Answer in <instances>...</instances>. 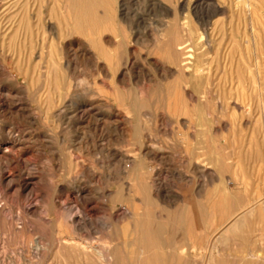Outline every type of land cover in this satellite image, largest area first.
I'll return each mask as SVG.
<instances>
[{
  "label": "rangeland",
  "instance_id": "374dc122",
  "mask_svg": "<svg viewBox=\"0 0 264 264\" xmlns=\"http://www.w3.org/2000/svg\"><path fill=\"white\" fill-rule=\"evenodd\" d=\"M25 1L26 0H0V65L6 63V67L0 66L2 68V70L0 69L1 86L10 89H18L19 87V90L28 95L29 103L34 102L31 94L38 93L41 90L40 94L42 93L41 95H43V102H41V111H39V109L37 110L39 113L45 111V95L48 90L50 92L61 89L64 91L68 84L76 82L81 83L83 81L81 83L83 86L90 87V89L102 95V98L104 97V99H107L105 101L108 105L105 107L102 105L103 103H100L102 106L99 110H95L96 113L109 115L110 118L106 120L109 122H114L118 119L115 117L118 111L128 117L130 124L124 135L114 131L113 127L110 126H106L102 128V130L99 129L97 132V135H99L97 144L103 147V151L94 153L90 145L89 150L79 147V138L76 132L65 131V133L61 130L62 127L66 126V122L69 123L71 121H68V117L58 118V116L55 115L57 113H54L56 108L54 106L49 114L46 113L44 115V113H39V115L42 123L56 131V137L50 144H36L33 155L28 154L26 156L29 160V169L36 171L40 176L61 180L64 178L62 174H65L68 170L70 171L68 178L72 183H76V178L79 180L80 177H82V173H80V169L76 170L73 162L74 159L82 161L86 166H89L92 163L94 164V159L99 158V155H101L100 158L103 159L105 163V167L102 170L104 174V185L108 191H113L110 196H107V204L112 206L120 204L124 207L128 205L125 201H134L133 204L138 207V213L140 214L138 221L122 214V217H120V215L118 216L117 221H107L108 223L106 225L107 227L105 226L104 229V236H109L108 238L114 237V239H116L111 244L114 242L119 243H117L119 248L117 247L115 252L117 256L116 264H125V262L126 264H239L243 256L253 258L256 255L263 257L264 118L262 119V116H264V77L260 81L261 84L263 83L260 92L259 90H255L258 94H256L254 90H249L250 96L248 91L247 102L250 107H248L250 113L245 114L239 102H237L238 107L233 110L234 102H236L234 99L231 100V102L229 100L228 104L225 103L223 107L219 108V99H217L216 96L205 101L202 98L204 94L199 93V91L197 92L191 87L188 88L189 90L191 89V91H189L190 93H185V77L187 76H181L177 72L176 60L175 62L174 60L170 61L165 55V49L167 44L182 43L183 45H189L190 48L195 50L196 57L203 55L201 58L203 59V63L211 65L213 73H218L219 71L216 65L218 62L222 63L224 60H230L231 58L239 59L241 53L243 55L245 54V57H250L251 60L257 58L260 61V65H262L261 70L264 71V0H126L124 1V10H122V14L119 15L118 11L111 10L114 14L116 12V15H113L114 21L111 22V24L115 26L110 24L111 28H109L111 30L107 28L108 30L105 29L106 31L102 32L103 40H109L111 43L110 45L107 44V47L104 43L101 47L103 40L102 43L97 41V45L100 48L92 45L93 37L90 39L91 36L72 35L68 37L70 35L65 34L69 28L73 27L70 19L72 10L69 8L67 0H36V3L35 0ZM27 2L30 4V10L29 8L27 9V7H29L28 5L26 6ZM39 5H41V7ZM25 6L26 8H24ZM23 10L26 12L29 11V14L28 12L24 13ZM104 11L105 10L101 7L97 10L100 15L103 14ZM35 14H37V16ZM51 16L53 18L49 20ZM26 20H29V24H27ZM47 22L53 23L57 28L55 37H50L48 35L47 29H45L47 28ZM118 24L122 27L121 31L124 29V31L127 32L126 30L130 29L127 34H129L130 31L131 33L127 36L124 31H120L118 34L117 29H115L116 25L117 28L119 27ZM43 28L46 31L45 33H43ZM59 28L61 31L64 30L63 34H61ZM107 32H110V35ZM121 33H123V36H121ZM78 36L79 38H77ZM96 36H94V40L97 38ZM117 39L122 41L118 43L119 40ZM77 41L79 43L81 41V43H83V49L90 55L93 53L94 55H92L95 59L99 61L101 65L103 64L105 66V73L99 76L100 72L96 71V68L77 52L79 49ZM88 48L90 49L89 51ZM94 49L97 50V52ZM39 50L44 51V57L46 59L55 58L54 60L59 62L58 60L63 58L71 63L66 70L61 71L59 68L54 69L53 72L55 74L56 70L57 76L56 74L55 76L58 77V81L55 80L57 78L53 73L52 76H50L51 74L49 75L51 78L49 76H41L40 78L37 70L33 71L38 61V58L34 57V53ZM100 51L104 52V54H101ZM130 51L132 53H130ZM98 52L100 56L99 54H97L98 56L96 55ZM4 54L7 56H4ZM62 55L64 56L62 57ZM65 56L66 59L64 58ZM117 56L119 60H117ZM193 57L189 60H194L195 58ZM68 58L70 59L68 60ZM17 59H19V61H17ZM35 60L36 63H34V66L33 62H35ZM21 61L23 62L22 64ZM129 61L134 63L131 68H129ZM117 62H119V64ZM117 64L119 65L118 69L114 68L117 67ZM23 66L25 68H23ZM27 68H29V70H27ZM16 69L19 70V72H17ZM110 70L113 71L111 72ZM11 71L13 72L11 73ZM28 72L31 77L27 76ZM25 73L26 76L24 75ZM31 73H35V75L32 76ZM71 74H74L75 77L74 75L72 77ZM66 75H68V77ZM217 75L221 76L222 74ZM113 76L114 78L112 79ZM31 79L33 80L32 83L30 82L32 81ZM44 79L46 81H44ZM102 81H105L106 88L102 86ZM45 82L48 85L50 83V85L48 86ZM53 82L58 85L54 84V86H52ZM41 84L44 85L40 88ZM99 85H101V88ZM56 86L57 88H55ZM42 88H44V90ZM259 93L262 94L260 95ZM219 94H222V92ZM190 95L192 96V100L188 99ZM229 96L230 95L227 94V97ZM261 111L262 113H259ZM258 114L262 115L260 116ZM193 117L194 119H192ZM186 119L187 121L192 120L191 122L198 125L189 129V131H199L198 135L193 139L186 138L181 133L183 129L180 123ZM89 121L93 122L92 120ZM0 125H10L19 130L34 129L32 125H28L23 119L8 114H0ZM133 126L135 131L136 129L138 130L139 136L141 132H144L141 136L146 134V138H142V141L150 142L152 147L159 148L158 150L161 149L163 156L162 159L154 160L151 158H145L143 161L138 159L135 162L136 164L133 163L129 169L125 170L123 163L119 162L117 157L115 158L113 155L115 152H122L132 146L133 139L131 138L135 135ZM143 127L145 128L143 129ZM197 129L199 130L197 131ZM62 137H64V141H62ZM193 146L198 148L199 160L201 159L200 161L203 163L209 164L207 169L203 167L193 169L191 163L195 156L192 154L194 153L192 152ZM104 149H106V151ZM226 162L232 164L229 167H227L228 164H224L223 166L222 163ZM214 164H220L224 168L222 171L218 170L217 166ZM136 171L142 176L140 180L145 186H147L145 183L146 179L147 181L151 180L155 184L158 180L161 181L163 198L157 199L153 196L154 187L151 189V191L153 190L151 192L152 197L141 194L137 190L139 186L138 181L133 176ZM130 172H134L132 174L133 177H129L131 176ZM210 175L212 177H210ZM190 176L193 177V179ZM211 178H213V180ZM128 180L129 182H127ZM91 181L93 180L91 179ZM136 183L137 186L135 185ZM90 185H92V182H90ZM125 185L127 188H124ZM37 186L47 190V184L44 182H39ZM133 189L135 192L132 194L131 191H133ZM116 190L117 192L118 190L120 191L118 192L119 195ZM113 194L117 195L118 199H115L116 196H113ZM7 195L9 196L10 194H7L4 188L0 186V215L2 216L0 218V264H96L94 263V257H91L89 261L86 262L78 259V255L76 254H72L67 263L61 258L62 256H58L59 261L56 258L55 247L52 249V246H49V241L51 240L50 229H52V226L45 225L41 220H28L27 225L29 227L27 230H23L26 231L23 234L22 231L18 233V231L11 229L7 223L10 217V210L8 208L10 202L6 201ZM126 196L127 199H125ZM164 198L166 200H164ZM145 199L146 201L144 202ZM181 200L182 202L180 203ZM114 201H116V203ZM6 203H8V205ZM251 204L254 207H250ZM176 206L177 209H174ZM238 207H248V211L242 216L243 219L241 218V223H243L241 228L243 229H240L239 232L232 228L233 225L236 224L234 221L229 222L225 227V223H228V219L231 218V212L237 210ZM184 210L185 213H183ZM172 211L174 213H172ZM171 213L172 215L170 217ZM193 214L198 217L195 215L193 216ZM246 214L248 216H246ZM174 216L177 217V219H175ZM186 217L188 219H186ZM127 218L128 220H126ZM181 220L187 223L183 224L182 221L179 225ZM20 221L21 220L18 221L19 227L23 224V221ZM129 225H131V227ZM190 226H192V229ZM229 226L232 227L230 228ZM29 228L31 231H34L31 232ZM37 228H40L38 229L39 233L37 232ZM155 229H157L156 232L159 231L160 234L153 232ZM35 231L41 237L42 235L45 237H43L42 243L46 248L42 250L43 252L40 251V253H38L40 255L28 252L30 244L26 241L30 238L33 241L32 244H36L34 243V241L37 240ZM94 231L96 233L95 235H97V229ZM150 233L153 234L151 235ZM138 234L139 236H137ZM129 235L131 237H129ZM219 235L220 238H218ZM222 236L223 238H221ZM48 237L50 240H48ZM148 239L151 240L150 243ZM217 239H222L223 242ZM7 240H9L8 245L6 242ZM92 240L94 239L92 238L88 241L89 245L95 242V240ZM133 240L134 242H132ZM143 241L146 243H143ZM4 242H6L5 245H7V247L4 246L6 248L3 247ZM46 244L48 245L46 246ZM180 244L181 246L183 245L182 247L186 246V249H189L193 244L197 246L198 249L196 248V253L193 252L192 256L189 257L192 258V260L187 258V255H181L179 250L182 247H179ZM45 249L50 251L47 250V252ZM138 249L140 251H138ZM133 255L135 258H133ZM165 255L169 258L167 259ZM164 256L166 258H164ZM30 257H33V259ZM128 258H130L129 261ZM139 259L142 261H139ZM132 260H135V262L132 263ZM184 261L185 263H183ZM108 264L110 263L108 262Z\"/></svg>",
  "mask_w": 264,
  "mask_h": 264
},
{
  "label": "bare ground",
  "instance_id": "6f19581e",
  "mask_svg": "<svg viewBox=\"0 0 264 264\" xmlns=\"http://www.w3.org/2000/svg\"><path fill=\"white\" fill-rule=\"evenodd\" d=\"M28 1V0H26ZM25 1V2H26ZM124 1L126 0H67L68 4H69V8H71V21H72V28H69L65 34L70 35L68 37H71L72 35H83V36H91L90 39H92L93 37V41H92V45L94 47H99L97 45V41L102 43L103 40V36H102V32L106 31L105 29L107 28H111V22H113V15H116V12L118 11L119 15L123 13L122 10H124ZM24 2V3H25ZM23 3V5H24ZM36 3V0H35ZM197 3V2H196ZM206 3V2H205ZM67 4V5H68ZM29 6L30 4H28V2L26 3V6ZM35 5V4H34ZM38 5V4H37ZM42 5V3H41ZM41 5H39L41 7ZM26 6L24 8H26ZM38 6V7H39ZM32 7V6H31ZM39 7V8H40ZM52 7V6H51ZM101 7L103 8L104 13L103 14H99L97 12L98 8ZM29 8L30 10V6L27 7V9ZM33 8V7H32ZM36 8V7H35ZM42 9V8H41ZM36 10V9H35ZM40 10V9H39ZM55 10V9H54ZM111 10H116L115 14L113 13V11ZM34 11V10H33ZM41 11V10H40ZM65 11V10H64ZM23 12L25 13L26 11L23 10ZM29 14V11H27ZM26 12V13H27ZM18 13V12H17ZM39 13V12H38ZM126 13V12H125ZM40 14V13H39ZM37 16V14H35ZM44 15V14H43ZM53 16V15H52ZM51 16V18L49 17V20L52 19L53 17ZM57 16V15H56ZM70 16V15H69ZM118 16V15H117ZM125 16V15H124ZM123 16V17H124ZM39 17V15H38ZM24 18V17H23ZM44 18V17H43ZM119 18V17H118ZM27 19V18H26ZM21 20V19H20ZM56 20V19H55ZM120 20V19H119ZM27 21V20H26ZM52 21V20H51ZM24 22V21H23ZM121 22V21H120ZM125 22V21H124ZM123 22V23H124ZM176 22V21H175ZM66 23V22H65ZM69 23V22H68ZM122 23V22H121ZM126 23V22H125ZM124 23V24H125ZM27 24H29V20L27 21ZM32 24V22H31ZM71 24V23H70ZM111 24V25H110ZM129 24V23H128ZM119 27L116 28L117 29V33L119 34V32L122 30V27H120L121 25L118 24ZM31 26V25H30ZM57 26V25H56ZM115 26V25H112ZM47 28V33L48 35L51 37H55L56 35V27L54 26L53 23L51 22H47L46 25ZM130 27V25H129ZM109 28V29H110ZM124 28V27H123ZM133 28V27H132ZM64 29V28H63ZM67 29V27H66ZM126 29V26H125ZM60 30V28H59ZM108 30V29H107ZM111 30V29H110ZM109 30V31H110ZM130 30V29H129ZM128 29L126 30L127 32L129 31ZM58 31V30H57ZM61 31V30H60ZM64 31V30H63ZM63 31H61V34H63ZM124 31V29H123ZM121 31V32H123ZM133 31V29H132ZM46 31L43 28V33H45ZM59 32V31H58ZM57 32V33H58ZM111 32V31H110ZM109 32V33H110ZM114 32V30H113ZM125 32V31H124ZM127 32H125L127 34ZM108 33V32H107ZM108 33V34H109ZM131 33V31H130ZM129 33V34H130ZM150 33V32H149ZM113 34V33H112ZM123 36V33H121ZM127 34V36L129 35ZM146 34V33H145ZM151 34V33H150ZM97 35V36H96ZM110 35V34H109ZM132 35V34H131ZM147 35V34H146ZM29 36V35H28ZM45 36V35H44ZM61 36V35H60ZM65 36V35H64ZM94 36H96L97 38L94 40ZM120 36V35H119ZM120 36V37H121ZM149 36V35H148ZM66 37V36H65ZM66 37V38H68ZM118 37V36H117ZM151 37V36H150ZM18 38V37H17ZM61 38V37H60ZM79 38V36L77 37ZM76 38V39H77ZM112 38V37H111ZM138 38V37H137ZM230 38V37H229ZM49 39V37H48ZM63 39V38H61ZM69 39V38H68ZM67 39V41H68ZM110 39V38H109ZM147 39V38H146ZM73 40V39H72ZM113 40V39H110ZM119 40V39H117ZM54 41V40H53ZM91 41V40H90ZM122 41V40H121ZM120 40L118 41V43L121 42ZM147 41V40H146ZM151 41V40H150ZM52 42V40H51ZM74 42V41H73ZM72 42V43H73ZM78 42V41H77ZM67 43V42H66ZM85 43V42H84ZM104 43L106 44L105 46L107 47V44L110 45L111 41L103 40V44L101 45L100 43H98L99 45H101V47L104 45ZM219 43V42H218ZM70 44V43H69ZM75 44V43H74ZM79 44V49L77 50V52L80 53V55H82L84 58H86V60L88 62H90L95 68L96 71H99L100 74L105 73L106 68L105 66L101 65L99 61H97L95 59V57L91 54H88V52L83 49V46L80 41ZM97 45V46H95ZM119 45V44H118ZM33 46V45H31ZM74 46V45H73ZM87 47V46H86ZM103 47V48H106ZM14 48V47H13ZM33 48V47H31ZM38 48V47H37ZM95 48V49H97ZM100 48V47H99ZM1 49V48H0ZM94 49V50H95ZM129 49V48H128ZM158 49V48H157ZM238 49V48H237ZM246 49V48H245ZM34 50V49H33ZM90 49L88 48V51ZM106 50V49H105ZM127 50V49H126ZM130 50V49H129ZM5 51V50H3ZM35 51V50H34ZM40 51V50H39ZM36 51V53H34V57L38 58L37 64L35 66L33 62L35 68L33 71L37 70L38 75L41 76H45L48 77L50 74V76H52V73L54 74V69L59 68L62 70H66L69 65L71 63H69L67 60H64L63 58L59 59L57 61H55L52 58H45L44 57V51ZM97 52V50H95ZM102 51V49H101ZM100 51V52H101ZM108 51V50H106ZM122 51V50H121ZM124 51V50H123ZM238 51V50H237ZM244 51V50H243ZM12 52V51H11ZM53 52V51H52ZM78 53V54H79ZM95 53V52H94ZM104 54V52H101V54ZM120 53V52H119ZM126 53V52H125ZM130 53H132L130 51ZM51 54V53H50ZM100 53H96V55ZM30 55V54H29ZM69 55V54H68ZM79 55V56H80ZM127 55V54H126ZM124 55V56H126ZM129 55V53H128ZM165 55L166 57L170 60L175 62L176 60V64H177V69H178V73L181 76H187L186 78V86L184 87V91L185 93H190L189 91H191V89L189 90L188 88L191 87L193 89H195L197 92L199 91V93L204 94L203 95V100L208 101L209 99H211L212 97L216 96L217 99H219V108L223 107L225 103L228 104L229 100L231 102V100H236V102H234V107L233 110L235 108H237V102H239L242 105L243 111L245 114L250 113L248 107V91L249 90H256L260 92L262 84H261V80L263 79L264 75V71L261 70V66L260 65V61L255 58V59H250V57H245L242 53L239 56V59H230V60H224L222 63H217V69L219 70L218 73H213L211 70V65L208 64H204L203 63V59H201L203 57V55L201 56H195V50H193L192 48H190L189 45H183L182 43L179 44H167V47L165 49ZM4 56H7L6 54H4ZM10 56V55H9ZM17 56V55H16ZM64 55H62L63 57ZM98 56V55H97ZM194 56V57H193ZM50 57V56H49ZM103 57V56H102ZM116 57V56H115ZM114 57V58H115ZM118 57V56H117ZM128 57V56H127ZM195 58L194 60L190 61V58ZM7 58V57H5ZM13 58V57H12ZM11 58V59H12ZM30 58V57H29ZM66 59V56L64 57ZM78 58V57H75ZM129 58V57H128ZM125 58V59H128ZM222 58V57H221ZM4 59V57H3ZM22 59V58H21ZM70 58H68L69 60ZM72 59V58H71ZM5 60V59H4ZM99 60V59H98ZM119 60V57L118 59ZM132 60V58H131ZM9 61V60H8ZM7 61V62H8ZM14 61V60H13ZM17 61H19V59H17ZM25 61V60H23ZM33 61V60H32ZM73 61V60H72ZM6 62V60H5ZM16 62V61H15ZM27 62V61H26ZM71 62V60H70ZM10 63V62H9ZM13 63V62H12ZM23 62L21 61V64ZM74 63V62H73ZM103 63V62H101ZM115 63V61H114ZM119 64V62H117ZM117 68L118 69V65ZM126 64V63H125ZM124 64V65H125ZM5 64H1L0 66H5ZM29 65V63H28ZM74 65V64H73ZM72 65V67H73ZM129 65L131 67H133L134 63H131L129 61ZM11 66V65H10ZM20 66V65H19ZM25 66V63H24ZM23 66V68H25ZM32 66V65H31ZM28 66V67H31ZM6 67V66H5ZM9 67V66H7ZM16 68V65H15ZM19 68V67H18ZM33 68V67H32ZM71 68V67H70ZM110 68V67H109ZM113 68V67H112ZM123 68V67H122ZM128 68V67H126ZM125 68V69H126ZM0 69L2 70V68L0 67ZM4 69V68H3ZM7 69V68H6ZM13 69V68H12ZM21 69V68H20ZM108 69V67H107ZM116 69V71H117ZM27 70H29V68H27ZM26 70V71H27ZM115 70V69H113ZM113 70H110L111 72ZM128 70V69H126ZM137 70V69H136ZM221 70V71H220ZM6 71V70H5ZM14 71V70H13ZM11 71V73L13 72ZM17 72H19V70L16 69ZM25 71V70H24ZM31 71V69H30ZM263 71V72H262ZM7 72V71H6ZM9 72V70H8ZM16 72V74L18 75V73ZM23 72V71H22ZM98 72V73H99ZM118 72V71H117ZM21 73V72H20ZM97 73V74H98ZM23 74V73H22ZM32 74V73H31ZM55 74H56V70H55ZM54 74V76H55ZM70 74V72H69ZM110 74V72H109ZM217 74H222L221 76L217 75ZM12 75V74H11ZM26 76V73L24 74ZM35 75L32 74V76ZM72 75V74H71ZM70 75V76H71ZM74 75V74H73ZM72 75V77H73ZM113 75V74H112ZM27 76H30L29 72L27 73ZM49 76V77H50ZM57 76V74H56ZM55 76V77H56ZM68 77V75H66ZM69 76V77H70ZM104 76V75H103ZM217 76V77H216ZM31 77V76H30ZM75 77V75H74ZM108 77V76H107ZM178 77V76H177ZM180 77V76H179ZM27 78V77H26ZM34 78V77H33ZM32 78V79H33ZM39 78V77H38ZM51 78V77H50ZM54 78V77H53ZM58 81V77H56ZM114 78V76L112 77V79ZM181 78V77H180ZM31 79V80H32ZM47 79V78H45ZM44 79V81H46ZM69 79V78H68ZM179 79V78H178ZM183 79V78H182ZM30 80V79H29ZM34 80V79H33ZM30 81L31 83L33 82ZM36 80V79H35ZM48 80V79H47ZM51 80V79H50ZM70 80V79H69ZM77 80V79H76ZM80 80V79H79ZM117 80V79H116ZM23 81V80H22ZM27 81V80H26ZM41 81V80H40ZM49 81V80H48ZM52 81V80H51ZM60 81V80H59ZM82 81V80H81ZM80 81V82H81ZM17 82V81H16ZM66 82V81H65ZM83 82V81H82ZM81 82V83H82ZM101 82V81H100ZM110 82V81H109ZM118 82V81H117ZM35 83V82H34ZM38 83V82H37ZM46 83V82H45ZM49 83V82H48ZM81 83H73V84H68L67 87H65L64 91L61 90H56L55 88H57V86L54 88L56 91L50 92L48 90L46 96V103H45V111L44 112H39V113H44V115L47 113L49 114L52 110V108L55 106V111L54 113H57L55 115L59 117H68V121L70 120L71 122H66V126L62 127V131H74L77 133L78 135V140H79V147L81 149L86 148L87 150H89V145L93 148L94 153H96L97 151H103V147L100 145H98L97 143V139L99 138V135H97V132L100 130H102V128L106 127V126H110L113 127L114 131L120 133L121 135H124L129 123L128 117L124 114H122L120 111L116 112L115 117L118 118L117 120H115L114 122H109L106 121L107 119L110 118L109 115L107 114H100V113H96L95 110H99L101 108L102 105H104L105 107L108 105V103L105 101L107 99H104V97L102 98V95L96 93L95 91H93L92 89H90V87H86L83 86ZM47 84V83H46ZM58 85L57 83L53 82V85ZM75 84V85H74ZM85 84V83H84ZM19 85V84H18ZM44 85V84H43ZM43 85L41 84L40 88L43 87ZM48 85V84H47ZM46 85V86H47ZM50 85V83H49ZM48 85V86H49ZM63 85V84H62ZM120 85V83H119ZM60 86V85H59ZM101 88V85H99ZM102 86L105 87V81H102ZM107 87V86H106ZM105 87V88H106ZM39 88V89H40ZM47 88V87H45ZM53 88V87H51ZM97 88V87H96ZM99 88V87H98ZM120 88V86H119ZM264 88V87H263ZM37 89V90H39ZM44 90V88H42ZM49 89V88H48ZM94 89V88H93ZM112 89V88H111ZM169 89V88H168ZM37 90H35L36 92H38ZM42 90V91H43ZM47 90V89H45ZM53 90V89H52ZM122 90V89H121ZM41 91V90H40ZM40 91L38 93H30L31 97L33 98L35 104L29 103V99H28V95L19 90L18 89H10V88H6L1 86L0 84V114H5V115H15L16 117H19L21 119H23L24 121L27 122L28 125H32V127L34 129L32 130H19L16 128H13L12 126L8 125V126H1L0 125V186H2L4 188V191H6L7 194H10L7 197L8 202H10V204L8 205V203H6L8 205V208L10 210V217L7 220V223L9 224L10 228L13 229L14 231H22V234L26 231L23 230H27V228L29 227L27 225L28 220L33 221V220H41L45 225H50L52 226L50 229V239L48 237L49 243H50V247L52 246L55 247V251H56V255H57V259L58 256H62L61 258H63L64 262L67 263L68 260H70L71 255L72 254H76L78 255V259L83 260L88 262L89 259L92 257H94L93 259L95 260L94 263L96 264H108V262L110 264H116L117 263V256L115 255L116 252V248L118 247L117 243L114 242L113 244H111L114 240V237L108 238L106 236H104V229L105 226L107 225V221L108 220H116L118 219V216L121 214L122 215H127L129 216L131 219H134L135 221H138V217L140 216V214L138 213L139 209H137L138 207H136L132 201H125L126 204H128L127 206H121L120 204H117L115 206L112 205H108L107 204V196H110L112 194L113 191H108L106 189V186L104 185V174L102 172V170L105 167V163L104 160L100 158L101 155H99V158L94 159V164L92 163L89 166H86L82 161H79L77 159H74V166L77 169H80V173H82V177H80L79 180H77L76 178V183H72V181L68 178V175L70 174V171L67 170V172L63 175V179L61 180H55L54 178H47L45 176H40L39 174H37L36 171L29 169L28 167V162L29 160L27 159V155L31 154L33 155V151H34V147L36 144H50V142L52 140H54V138L56 137L57 133L54 129L46 126L44 123H42L41 119H40V115L37 112V110L39 109V111H41L40 107H41V102L42 101V96L40 94ZM255 91V92H256ZM220 92H222V94H219ZM125 93V92H123ZM194 93V92H193ZM218 93V94H217ZM44 94V93H43ZM192 94V93H191ZM196 94V93H195ZM227 94L230 95L229 97H227ZM256 94H258L256 92ZM260 94V93H259ZM262 94V93H261ZM260 94V95H261ZM24 95V96H23ZM198 95V94H197ZM249 95H250V91H249ZM202 96V95H201ZM251 96V95H250ZM232 97V98H231ZM145 98V97H144ZM199 98V97H198ZM197 98V99H198ZM251 98V97H250ZM262 98V97H261ZM31 99V98H30ZM159 99V98H158ZM189 100H192V96H188ZM196 99V98H194ZM215 99V98H214ZM224 99V100H223ZM263 99V98H262ZM202 100V99H201ZM88 101V103H87ZM197 101V100H196ZM200 101V100H198ZM251 101V100H250ZM257 101V100H256ZM260 101V99H259ZM201 102V101H200ZM203 102V101H202ZM100 103H103L102 105H100ZM190 103V102H189ZM215 103V101H214ZM233 103V102H232ZM253 103V102H252ZM259 103V102H258ZM262 103V102H261ZM195 104V103H194ZM217 104V103H216ZM177 105V104H176ZM175 105V106H176ZM233 105V104H232ZM230 106V105H229ZM264 106V105H263ZM109 107V106H108ZM197 107V106H196ZM259 107L261 108L260 104ZM250 108V107H249ZM180 109V108H179ZM199 109V108H198ZM230 109V108H229ZM44 110V109H43ZM57 110V111H56ZM220 110V109H219ZM238 110V109H237ZM262 110V109H261ZM232 111V110H231ZM263 111V110H262ZM259 112V113H262ZM199 112V111H198ZM238 112V111H237ZM197 113V111H196ZM234 113V112H233ZM232 113V114H233ZM175 115V114H174ZM260 115V114H258ZM262 115V114H261ZM260 115V116H261ZM264 115V114H263ZM49 116V115H48ZM53 117V116H52ZM195 117V116H194ZM194 117L192 119H194ZM49 118V117H48ZM196 118V117H195ZM264 118V116H262V119ZM73 120V121H72ZM89 120H92L93 122H90ZM182 120V119H181ZM198 120V119H197ZM196 120V121H197ZM192 121V120H191ZM190 120L187 121L183 120V122L180 123L181 128L183 129V131H181V133L186 137V138H191L193 139L195 136L198 135V132H196V130H192L189 131V129L191 127H195L198 126L196 124H194V122H191ZM198 122V121H197ZM260 122V121H259ZM132 125V124H131ZM135 125V124H134ZM59 126V125H58ZM179 126V127H180ZM263 126V125H262ZM261 126V127H262ZM177 127V126H176ZM61 128V127H60ZM138 128V126H137ZM145 127H143L144 129ZM93 129V130H92ZM131 129V128H130ZM134 129V126H133ZM181 129V130H182ZM133 131V130H132ZM144 131V130H141ZM65 132V133H66ZM135 135L133 138V143L132 146L130 148H128L127 150H124L122 152H115L114 153V157L118 159L119 162L123 163L125 170L129 169L131 167V165L140 159L143 161V159L145 158H151V159H162L163 156V152L160 150H158L157 148H154L151 146L150 142L148 143L147 141H142V138L144 139V136L141 134L144 132H141L140 136L138 134V130L134 129ZM140 132V129H139ZM178 132V131H177ZM201 132V131H200ZM117 133V135H118ZM127 133V132H126ZM202 133V132H201ZM148 134V133H147ZM126 135V134H125ZM201 135V134H200ZM216 135V134H214ZM102 136V135H100ZM128 136V135H127ZM126 136V138H127ZM213 136V135H212ZM104 137V136H103ZM101 138V137H100ZM129 138V137H128ZM146 138V137H145ZM148 138V136H147ZM129 140V139H128ZM185 140V139H184ZM197 140V139H195ZM62 141H64V137H62ZM187 141V140H185ZM201 142V141H200ZM131 143V141H130ZM202 143V142H201ZM262 143V142H261ZM77 145V146H78ZM156 145V144H155ZM193 145V144H192ZM99 146V147H98ZM187 146V144H186ZM129 147V145H128ZM158 147V146H157ZM162 148V147H161ZM203 149V148H202ZM106 151V149H104ZM198 148L196 146H193L192 148V154H194V158L192 160V167L193 169H198L199 167H203L204 169H207L209 167L208 163H203L202 161L199 160V156H198V152H197ZM161 151V152H160ZM166 151V150H165ZM191 151V150H190ZM180 153V152H179ZM189 153V152H188ZM211 153L213 154V152L211 151ZM166 154V153H165ZM97 155V154H96ZM187 155V154H186ZM219 155V154H218ZM189 156V155H188ZM26 157V158H25ZM30 157V156H29ZM225 157V156H224ZM165 158V157H164ZM206 159V158H205ZM210 159V158H209ZM211 160V159H210ZM216 160V159H215ZM156 161V160H155ZM189 161V160H188ZM207 161V160H206ZM222 161V160H221ZM219 162V161H217ZM31 163V162H30ZM71 163V161H70ZM214 163V162H213ZM72 164V163H71ZM208 164V165H207ZM217 164V163H215ZM214 164V165H215ZM223 166L224 164H228L226 163H222ZM232 164V163H231ZM231 164H228L227 167H229ZM208 166V167H207ZM217 166L218 170H221L224 168L222 165L218 164L215 165ZM214 166V168H215ZM139 167V166H137ZM233 167V166H232ZM212 168V167H211ZM213 168V169H214ZM133 169V168H132ZM192 170V168H191ZM252 170V169H251ZM135 171V170H133ZM207 171V170H206ZM225 171V170H224ZM145 172V171H143ZM196 172V171H195ZM134 173V172H133ZM130 172L131 176L129 177H133L138 181V191L145 195V196H151V192L154 190V194L153 196H155L157 199L163 198V195L161 192V187H162V182L158 181L155 183H153L151 180L150 181H145V183L147 184V186H145L144 183L141 182V177L138 172L136 171L134 174ZM137 173V174H136ZM140 173V172H139ZM206 173V172H205ZM216 173V172H215ZM214 173V174H215ZM133 174V176H132ZM143 174V173H142ZM153 175V174H152ZM151 175V177H152ZM128 176V174H127ZM148 177V176H146ZM191 177V176H190ZM210 177H212L210 175ZM153 178V177H152ZM151 178V179H152ZM193 179V177H191ZM90 179V181H89ZM91 179L93 181H91ZM144 179V178H143ZM196 179V178H195ZM213 180V178H211ZM216 179V178H215ZM135 180V181H136ZM145 180V179H144ZM149 180V179H148ZM136 181V182H137ZM39 182H44L47 184V190L46 189H42L39 188L40 186H37ZM90 182H92V185H90ZM129 182V180L127 181ZM164 182V181H163ZM225 182V181H224ZM152 183V184H151ZM129 185V184H128ZM131 185V184H130ZM134 185V184H133ZM137 186V183L135 184ZM72 186V187H71ZM133 187V186H132ZM152 187H154L155 189H152ZM124 188H127L126 185ZM165 188V187H164ZM120 190V189H119ZM118 190V192H120ZM131 190V188H130ZM129 190V191H130ZM108 191V192H107ZM117 192V190H116ZM117 192V193H118ZM133 191H131V193L133 194ZM123 193V192H122ZM138 193V192H137ZM192 193V192H191ZM197 193V192H196ZM130 194V193H129ZM166 194V192H165ZM119 195V193H118ZM113 196H116L115 194H113ZM193 196V195H192ZM115 199H118V197ZM152 197V196H151ZM150 197V198H151ZM166 197V196H165ZM195 197V196H194ZM113 198V197H112ZM187 198V197H185ZM193 198V197H192ZM196 198V197H195ZM110 199V198H109ZM127 199V196L126 198ZM129 199V198H128ZM184 199V198H183ZM194 199V198H193ZM215 199V198H214ZM71 200V201H70ZM152 200V198H151ZM164 200H166L164 198ZM178 200V198H177ZM197 200V199H196ZM110 201V200H109ZM122 201V199H121ZM146 201V199L144 200V202ZM190 201V200H189ZM232 201V200H231ZM116 203V201H114ZM120 202V201H119ZM182 202V200L180 201V203ZM185 202V201H184ZM192 202V201H190ZM233 202V201H232ZM246 202V201H245ZM122 203V202H121ZM136 204V202H135ZM172 204V203H171ZM170 204V205H171ZM191 204V203H190ZM229 204V203H228ZM234 204V203H233ZM259 204V203H258ZM188 205V204H187ZM230 205V204H229ZM186 206V205H185ZM189 206V205H188ZM193 206V205H192ZM242 206V205H241ZM245 206V205H244ZM253 205L251 204L250 207H252ZM179 207V206H178ZM227 207V206H225ZM231 207V205H230ZM254 207V206H253ZM108 208V209H107ZM177 209V206L174 207V209ZM229 208V207H228ZM237 208V207H236ZM180 209V208H179ZM250 209V208H249ZM3 210V209H2ZM109 210V211H108ZM174 211V210H173ZM172 211V213H174ZM231 211V210H230ZM248 211V207H238L237 210L232 211L230 214V219H228V223H225V227L229 224V222H236L235 225L229 226L230 228H234V230L236 231H240V229L242 230V224L241 223V218L242 216ZM179 212V211H178ZM120 213V214H117ZM172 213L170 214V217L172 215ZM185 213V210L184 212ZM189 213V212H188ZM252 213V212H250ZM187 214V212H186ZM211 214V213H210ZM147 215V214H146ZM192 215V214H191ZM195 214H193L194 216ZM166 216V215H165ZM169 216V215H168ZM176 216V215H175ZM174 216V217H175ZM184 216V214H183ZM196 216V215H195ZM246 216H248L246 214ZM2 216L0 215V218ZM164 217V216H161ZM167 217V216H166ZM165 217V218H166ZM169 217V218H170ZM185 217V216H184ZM198 217V216H196ZM229 218V217H228ZM171 219V218H170ZM175 219H177V217H175ZM186 219H188L186 217ZM243 219V218H242ZM19 220L23 221V224L19 227ZM125 220V219H124ZM128 220V218L126 219ZM169 220V219H168ZM227 220V219H226ZM20 221V222H21ZM161 221V220H159ZM183 224L185 223L184 220H181L180 223ZM124 222V221H123ZM133 222V221H132ZM154 223V222H153ZM164 223V221H163ZM187 223V222H186ZM185 223V224H186ZM128 224V223H127ZM141 224V223H140ZM111 225V224H110ZM113 225V224H112ZM136 225V224H135ZM143 225V223H142ZM155 225V224H154ZM224 225V224H223ZM115 226V224H114ZM131 227V225H129ZM140 226V225H139ZM152 226V224H151ZM159 226V225H158ZM187 226V225H186ZM107 227V226H106ZM118 227V225H117ZM134 227V226H133ZM132 227V228H133ZM155 227V226H154ZM176 227V226H175ZM183 227V226H182ZM192 229V226H190ZM197 227V226H195ZM199 227V226H198ZM9 228V229H10ZM153 228V227H152ZM160 228V227H159ZM165 228V227H163ZM186 228V227H184ZM188 228V226H187ZM206 228V227H205ZM222 228V227H221ZM30 229V228H29ZM37 228V232H38ZM95 229H97V235H95ZM118 229V228H117ZM139 229V227H138ZM137 229V230H138ZM158 229V228H157ZM153 231L155 233H159L156 232V230ZM190 229V230H191ZM197 229V228H196ZM253 229V228H252ZM123 230V229H122ZM222 230V229H221ZM231 230V229H230ZM31 231V229H30ZM29 231V232H30ZM34 231V230H33ZM31 231V232H33ZM115 231V230H114ZM141 231V230H139ZM205 231V230H204ZM35 231V234H37V240L34 241V243L36 244H32L33 241L29 238L27 239L26 242H28L29 245V249L28 252H33L37 255H40L38 253H40V251H42L44 248H46L44 246V244L42 243V239H44L45 237L42 235V237ZM110 232V231H109ZM130 232V231H129ZM128 232V233H129ZM138 232V231H137ZM143 232V231H142ZM141 232V233H142ZM148 232V231H147ZM151 232V231H150ZM183 232V231H182ZM13 233V231H12ZM17 233V234H18ZM28 233V232H27ZM25 233V234H27ZM111 233V232H110ZM15 234V233H14ZM13 234V235H14ZM29 234V233H28ZM119 234V233H118ZM140 234V233H139ZM139 234L137 236H139ZM143 234V233H142ZM148 234V233H147ZM146 234V235H147ZM151 234V233H150ZM153 234V233H152ZM151 234V235H152ZM160 234V233H159ZM194 234V233H193ZM198 234V233H197ZM217 234V233H216ZM125 235V234H124ZM128 235V234H127ZM145 235V234H143ZM142 235V236H143ZM149 235V234H148ZM147 235V236H148ZM157 235V234H156ZM208 235V234H206ZM222 235V234H221ZM224 235V234H223ZM11 236V235H10ZM22 236V235H21ZM49 236V235H48ZM158 236V235H157ZM188 236V235H187ZM226 236V235H225ZM44 237V238H43ZM120 237V236H118ZM117 237V238H118ZM129 237H131L129 235ZM128 237V238H129ZM134 237V236H133ZM132 237V238H133ZM145 237V236H144ZM143 237V239L145 240V238ZM195 237V236H194ZM10 238V237H9ZM8 238V239H9ZM14 238V237H13ZM16 238V237H15ZM25 238V236H24ZM94 239L95 242L91 245H89L88 241L91 239ZM135 238V237H134ZM140 238V237H139ZM137 238V239H139ZM191 238V237H190ZM214 238V237H213ZM220 238V235L219 237ZM223 238V236L221 237ZM234 238V237H233ZM109 239V240H108ZM142 239V240H143ZM158 239V238H156ZM6 240V239H5ZM47 240V239H46ZM45 240V241H46ZM92 240V241H94ZM120 240V239H119ZM123 240V239H122ZM130 240V239H129ZM149 243H150V239ZM184 240V239H183ZM181 240V241H183ZM191 240V239H190ZM198 240V239H197ZM219 240V239H217ZM222 240V239H221ZM221 240H219L221 242ZM124 241V240H123ZM128 241V240H127ZM136 241V240H135ZM153 241V239H152ZM194 241V240H192ZM191 241V242H192ZM216 241V240H215ZM7 245L9 240L6 241ZM6 242H4L3 247L7 245ZM134 242V240L132 241ZM131 242V243H132ZM190 242V243H191ZM223 242V240H222ZM45 243V242H44ZM143 243H146L143 241ZM188 243V242H187ZM193 243V242H192ZM119 244V243H118ZM123 244V243H122ZM135 244V243H134ZM152 244V243H151ZM184 244V242H183ZM196 244V243H195ZM48 244H46L47 246ZM131 245V244H130ZM129 245V246H130ZM138 245V244H137ZM150 245V244H148ZM209 245V244H208ZM123 246V245H122ZM128 246V245H127ZM126 246V247H127ZM132 246V245H131ZM146 246V245H145ZM183 246V245H182ZM181 244L179 247H182ZM185 246V245H184ZM188 246V245H187ZM217 246V245H216ZM4 247V248H6ZM147 247V246H146ZM149 247V246H148ZM186 247V246H185ZM185 247H182L179 251L181 252V255H187V258L192 256V253L196 251L197 246H195L194 244L191 245L189 247V249H186ZM119 248V247H118ZM124 248V247H123ZM51 249V248H50ZM148 249V248H147ZM198 249V248H197ZM46 251L48 249H45ZM131 250V249H130ZM50 251V250H48ZM47 251V252H48ZM122 251V250H121ZM138 251H140L138 249ZM43 252V251H42ZM128 252V250H127ZM136 252V250H135ZM134 252V255H135ZM146 253V252H145ZM196 253V252H195ZM34 254V255H35ZM127 254V253H126ZM129 254V253H128ZM142 254V253H141ZM147 254V253H146ZM178 254V253H177ZM180 254V253H179ZM33 255V256H34ZM35 255V256H37ZM45 255V254H42ZM41 255V256H42ZM124 255V254H123ZM133 255V256H134ZM159 255V254H158ZM194 255V254H193ZM212 255V254H211ZM54 256V255H53ZM129 256V255H128ZM167 256V255H165ZM164 256V258H166ZM183 256V255H182ZM44 257V256H42ZM59 257V258H60ZM123 257V256H122ZM121 257V258H122ZM186 257V256H185ZM195 257V256H194ZM259 256H254L253 258L248 257V256H243L241 258V262L239 264H264V256L263 257H259ZM31 258V257H30ZM46 258V256H45ZM54 258V257H53ZM126 258V257H125ZM135 258V256L133 257ZM148 258V257H147ZM162 258V257H160ZM169 257L167 256V259ZM186 258V259H187ZM33 259V257L31 258ZM30 259V260H31ZM43 259V258H42ZM41 259V260H42ZM55 259V258H54ZM124 259V258H123ZM130 258H128L129 261ZM183 259V258H180ZM192 260V258H189ZM28 260V259H26ZM52 260V259H51ZM59 260V259H58ZM127 260V259H126ZM158 260V259H157ZM165 260V259H164ZM163 260V261H164ZM203 260V259H202ZM29 261V260H28ZM40 261V260H39ZM44 261V260H43ZM42 261V262H43ZM46 261V259H45ZM60 261V260H59ZM82 261V262H83ZM91 261V260H90ZM120 261V260H119ZM139 261H142L141 259H139ZM160 261V260H159ZM158 261V262H159ZM168 261V260H167ZM187 261V260H186ZM197 261V260H196ZM56 262V261H55ZM124 262V261H121ZM132 263L135 262V260L131 261ZM130 262V263H131ZM161 262V261H160ZM165 262V261H164ZM163 262V263H164ZM182 262V261H181ZM188 262V261H187ZM190 262V260H189ZM31 263V262H29ZM41 263V261H40ZM46 263V262H45ZM69 263V262H68ZM72 263V262H71ZM156 263V262H155ZM185 263V261L183 262ZM214 263V262H213ZM3 264V263H1ZM39 264V263H37ZM44 264V263H43ZM70 264V263H69ZM74 264V263H73ZM81 264V263H80ZM88 264V263H87ZM90 264V263H89ZM126 264V262H125ZM129 264V263H127ZM137 264V263H136ZM143 264V263H142ZM167 264V263H166ZM194 264V263H193Z\"/></svg>",
  "mask_w": 264,
  "mask_h": 264
}]
</instances>
